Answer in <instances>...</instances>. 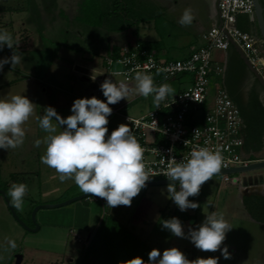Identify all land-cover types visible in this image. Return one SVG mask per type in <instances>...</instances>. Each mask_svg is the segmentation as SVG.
Segmentation results:
<instances>
[{
  "label": "rangeland",
  "instance_id": "374dc122",
  "mask_svg": "<svg viewBox=\"0 0 264 264\" xmlns=\"http://www.w3.org/2000/svg\"><path fill=\"white\" fill-rule=\"evenodd\" d=\"M98 1L101 13L105 14L102 20L103 29H106L114 37L112 39L114 42L108 44L109 49L125 43L127 34L135 35L138 31V38L134 36V39L146 40L142 29L147 26L155 34L157 29L154 30L153 25L155 23L156 27L162 25V19L164 20L167 15L166 12L158 10L155 7L156 4H179V6L182 4L184 12L185 9L190 8L191 4L195 3V0ZM83 6L84 0H55V26L44 28V31L49 34L52 29L53 32L51 35L48 34V40L44 36L46 39L42 42L37 58L38 69H41V73L29 74L28 70L18 64L15 67L20 68L23 73L19 75L23 83L18 84V87L15 88L0 90V99H10L11 96L21 95L26 96L34 104L33 115L22 126L25 131L23 144L16 149H0L1 181L6 183L9 188L14 183H26L27 185V193L23 198V210L18 211L13 208L28 228H33L31 214L35 206L57 204V201H66L70 199L69 197L73 198L75 197L73 195L81 192L74 180L61 182L54 169L41 163V156L45 154L46 145L42 142L39 147H36L35 141H43L47 135L39 127L37 120V117L44 114L45 108L53 107L63 118L72 114L71 106L76 99L74 97L78 95V86H71L66 80H62L64 77L62 78L63 74L61 73L66 72L70 60L82 55L81 51H91L97 49L96 46L99 45V42L95 43L99 40L95 36L77 38V31L91 28L95 32V28L87 26L85 21L79 20L86 25L71 20L74 17L85 16ZM23 16L14 17L17 21ZM35 18H37L36 21H40L41 15L34 14L32 19ZM93 20L97 21L96 18ZM0 30L4 32L3 29ZM9 30H12L15 37L17 28L13 27L6 31ZM120 35L123 40L120 39ZM117 36L118 40L115 39ZM6 50L7 45L0 49V60L10 56ZM216 52L214 50L212 54ZM16 55L20 56L21 54ZM175 58H181V56H175ZM5 65L12 66L11 62ZM184 77L183 81L192 79L191 75ZM110 79L113 82L120 80L115 77ZM175 81L177 78L167 82L157 78L154 80V84L156 86L170 85V83L174 85ZM24 84H37L39 87L37 91L27 88L23 94L20 92V88ZM134 85L133 77L129 86L134 87ZM102 101L107 102L106 97L103 96ZM154 106L152 95L147 98L132 95L128 101L123 99L122 102L110 104L112 114L108 117L107 135L110 136L111 132L120 124H126L125 116L140 117L152 110ZM53 123L56 122L53 121ZM57 131H62V129L58 128ZM33 174L37 179L32 180V178V181H29L28 176H33ZM260 179L264 181V169L232 174L227 182L224 181L223 176H213L201 186L199 195L188 198L190 201L198 203L200 207L183 212L169 198L168 185L143 188L133 198L131 206L121 205L110 208L105 199L91 197L90 200H82L58 209L39 210L35 216L39 230L35 233L28 232L14 220L3 197L0 196V264H15V256L18 254L22 256L19 264H75L81 251L86 248L92 233L104 218H112L125 226L138 239L146 242L149 249H158L161 255L164 250L175 247L183 252L189 261L213 257L218 258V264H264V225L250 221L241 204V196L255 193L246 190V188L259 183ZM239 185L244 189L241 190V193ZM176 187L179 191V185ZM7 197L10 201L9 195ZM213 211L223 214L225 220L232 226L221 245V249L225 246L228 248L231 259L225 260L220 250L216 252L201 251L189 239L175 237L168 230H162V221L176 217L181 221L187 234L189 227L196 228L204 221L206 215ZM87 217L90 218L88 222ZM85 224L86 226H83ZM7 240H14L17 247L11 249ZM89 264L91 263L89 262Z\"/></svg>",
  "mask_w": 264,
  "mask_h": 264
},
{
  "label": "clouds",
  "instance_id": "9594fccd",
  "mask_svg": "<svg viewBox=\"0 0 264 264\" xmlns=\"http://www.w3.org/2000/svg\"><path fill=\"white\" fill-rule=\"evenodd\" d=\"M193 19L192 9L187 8L179 23L187 26ZM5 45L13 48V38L7 31L0 32V49ZM20 61L21 57L13 52L11 57L0 60V71L5 64L11 62L12 67H15ZM134 80V87H130L124 81L106 79L100 88L107 102L96 97L75 99L71 106L72 114L67 118L61 117L50 106L44 109L42 116L37 117L39 127L47 134L43 141H35L36 147L42 142L46 145L41 163L54 169L61 182L74 180L81 192L105 199L110 208L131 206L133 198L150 180V175L144 164V149L127 124H120L110 136L107 135L108 117L112 114L109 105L122 99L128 101L132 95L144 98L152 95L154 103L159 106L174 94L171 85L156 86L149 74L137 71ZM33 113L34 104L26 96L0 99V149H16L23 144L25 131L22 126ZM58 128L62 131L58 132ZM222 164L220 152L209 151L207 148L193 150L186 162L169 164L165 176L173 183L168 184L167 191L180 211L200 207L188 198L199 195L201 186L220 172ZM175 181H179V191ZM26 193L27 185L23 183H14L8 191L10 202L18 211L23 210ZM231 229L232 226L223 214L216 211L206 215L196 228L189 227L187 234L178 218L162 221V230H168L175 237L189 239L201 251L220 250L225 260L231 259V253L226 246L221 249V245ZM7 243L11 249L17 247L14 240H7ZM148 256V264H218V258L213 257L189 261L175 247L164 250L162 255L158 249H153ZM125 264L145 262L141 257H135Z\"/></svg>",
  "mask_w": 264,
  "mask_h": 264
},
{
  "label": "built area",
  "instance_id": "2783aa9c",
  "mask_svg": "<svg viewBox=\"0 0 264 264\" xmlns=\"http://www.w3.org/2000/svg\"><path fill=\"white\" fill-rule=\"evenodd\" d=\"M238 15L256 24L253 1L216 0V20L202 35L204 45L184 60H161L140 42L123 45L103 58L102 80L115 77L120 79L117 82L129 84L137 71L163 82L192 76L186 89L146 114L137 118L124 117L144 149V164L150 175L146 183L170 181L165 176L169 164L186 162L191 152L200 148L220 152L223 157L221 170L252 162L243 155L240 111L223 87L214 83L223 75L224 67L213 60L212 51L225 52L230 48L225 33L264 81L263 41L259 32L247 33L237 28ZM95 97L100 99V95ZM221 176L225 182L229 181V174ZM239 188L244 190L241 185ZM247 189L261 190L260 186L252 185Z\"/></svg>",
  "mask_w": 264,
  "mask_h": 264
},
{
  "label": "crops",
  "instance_id": "0c3cea01",
  "mask_svg": "<svg viewBox=\"0 0 264 264\" xmlns=\"http://www.w3.org/2000/svg\"><path fill=\"white\" fill-rule=\"evenodd\" d=\"M155 7L158 10H162L164 13L166 12L167 15H165L164 20L162 19V25L160 24L159 27H156V23L153 25L154 30L157 29L155 34L148 26L142 29V34L146 36V40L137 39L138 31L135 35L127 34V41L125 43L109 49L108 44L114 42V40H112L114 37H112V34H109L106 29H103V19L101 20L100 27H92L87 24V26L95 28V32H93L91 28L89 30L83 29L76 32L77 38L79 39H83L86 36H95V38L99 39L95 43L97 44V42H99V45L96 46L97 49L91 51L86 50L85 52L81 51L82 55H79L80 57L76 56L70 60L66 72L61 73L63 74L62 78L64 77L62 80H66L71 86H78V95L74 98H92L100 95V100H102L103 93L100 90V85L105 81L102 80L103 58L107 54L116 51L121 46L140 42L141 44H145L146 47L161 60H184L204 45L202 35L216 20V0H195V3L190 5L194 19L192 23L187 26H182L179 23L183 14L182 4H180V6L179 4H156ZM34 14L41 15L40 21H36L37 18L32 19ZM14 16H23V18H19V20L16 21ZM0 18H2L0 19V29H3V31L13 27L17 28L15 37L12 34V30L8 31L13 38V48L10 49L7 47L6 53H10L9 57H11L13 52L21 54L19 65L23 66V69L28 70V72H30L29 74H40L41 69H38L39 61L37 60L39 57L38 53L41 51L43 40L46 39L44 36L47 37L46 40L49 39V33L45 32L44 28H53V26H55V0H0ZM71 20L77 22H80L79 20L83 21L81 18L77 17H74ZM80 24L86 25L83 22H80ZM236 26L241 27L245 30L244 32L247 33L258 32L257 25L249 22L248 18L244 15L237 16ZM0 32L2 31L0 30ZM52 32L53 29L51 30V33ZM51 33L49 35H51ZM134 36L137 38L134 39ZM119 37L123 40L122 35ZM119 37L117 36L115 39L118 40ZM76 51L78 52V50ZM175 56H181V58H175ZM212 56L215 62L222 64L224 67L223 75L220 78H216L214 83L223 87L240 111L243 124V155L252 162L263 161L264 112L259 121L255 119L253 115L256 109L259 111V108H261L262 111H264V92L248 72L233 48L230 47L225 52L217 51L216 53H213ZM21 74L23 73H21L20 68L4 65L3 70L0 71V90L18 87V84L23 83L19 76ZM154 78L157 79V77H153V80H155ZM183 78L185 77L177 78V81L173 82L175 87L170 83L171 87L174 89L173 95L186 89L190 85L191 79L183 81ZM38 87L37 84H24V86L20 88V92L24 94L27 88L31 91H37ZM73 92L74 90L72 89V93ZM173 95H170L166 99ZM155 106L157 105L155 104ZM258 139L261 140L260 143H258ZM28 179L29 181H32L37 179V177L33 174V176H28ZM253 186H260L261 190L254 191V194L240 195L242 206V200L245 196L258 195L264 198L263 179H260V182ZM82 193L83 192H78L73 196ZM58 202L61 201H57V203ZM87 202L89 203L90 201ZM246 214L250 221L259 224L253 221L247 212ZM89 215L90 212L88 213V216ZM89 219L90 218L87 217V222ZM83 226H86V224ZM133 235L135 236L134 233ZM135 237L137 238V236Z\"/></svg>",
  "mask_w": 264,
  "mask_h": 264
},
{
  "label": "trees",
  "instance_id": "16d2710c",
  "mask_svg": "<svg viewBox=\"0 0 264 264\" xmlns=\"http://www.w3.org/2000/svg\"><path fill=\"white\" fill-rule=\"evenodd\" d=\"M260 2L264 6V2L262 0ZM82 9L85 16L81 19L92 27H100L101 20L105 17V14L101 13L99 1L84 0ZM92 18H96L97 21ZM237 28L243 32L245 31L239 26ZM142 45L147 48L145 44ZM256 111L253 117L259 121L264 111L261 108ZM260 141L258 139V143ZM9 189V186L0 179V190L4 191L8 196ZM242 203L253 221L264 224L263 197L258 195L245 196ZM150 251L151 249L144 242L138 240L125 226L112 218H104L98 228L92 233L87 247L81 251L75 264H89V262L91 264H125L126 261L135 257H141L145 264H148Z\"/></svg>",
  "mask_w": 264,
  "mask_h": 264
},
{
  "label": "water",
  "instance_id": "95a60500",
  "mask_svg": "<svg viewBox=\"0 0 264 264\" xmlns=\"http://www.w3.org/2000/svg\"><path fill=\"white\" fill-rule=\"evenodd\" d=\"M253 1V6H254V15H255V21L256 25L258 28L259 35L263 41L264 44V6L261 5L260 0H252ZM264 2V0H262ZM220 26V25H219ZM229 43L230 47L233 48V50L237 53L239 56L240 60L243 62L244 66L247 68L248 72L252 75L254 80L259 84L261 89L264 92V81L258 74V72L253 68V66L250 64V62L247 60L245 55L243 54L242 50L237 46L225 33ZM264 169V160L263 161H258V162H251L247 164L246 166H241L238 168H233V169H228V170H221L218 174L214 176H221L223 174H242V173H248V172H253L257 170H263ZM169 183H173L172 181H155V182H149L146 183L145 187H154V186H165L168 185ZM176 185H179V181L174 182ZM251 186V185H250ZM144 187V188H145ZM0 196L3 197L4 202L7 206V209L9 210L11 216L14 218V220L25 230L31 233H35L39 230V226L36 223L35 216L39 210H50V209H58L62 207L69 206L71 204H74L76 202L82 201V200H88L91 197L90 194H80L78 196H75L73 198H70L66 201L57 203V204H46V205H38L33 208L32 214H31V219L33 223V228H28L23 221L19 218V216L16 214L11 202L9 201L6 193L2 190H0ZM22 256L20 254L15 256V264H19Z\"/></svg>",
  "mask_w": 264,
  "mask_h": 264
}]
</instances>
